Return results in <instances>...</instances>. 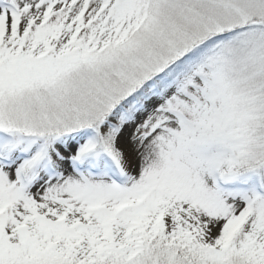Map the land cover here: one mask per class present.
<instances>
[{"label":"snow or ice","instance_id":"obj_1","mask_svg":"<svg viewBox=\"0 0 264 264\" xmlns=\"http://www.w3.org/2000/svg\"><path fill=\"white\" fill-rule=\"evenodd\" d=\"M0 264H264V0H0Z\"/></svg>","mask_w":264,"mask_h":264}]
</instances>
